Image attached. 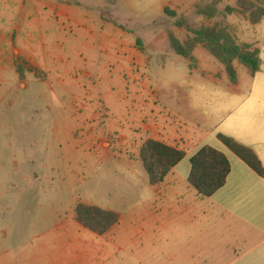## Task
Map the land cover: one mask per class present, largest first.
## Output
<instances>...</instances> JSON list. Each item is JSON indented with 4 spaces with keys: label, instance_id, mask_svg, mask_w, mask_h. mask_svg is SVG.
I'll use <instances>...</instances> for the list:
<instances>
[{
    "label": "rangeland",
    "instance_id": "obj_1",
    "mask_svg": "<svg viewBox=\"0 0 264 264\" xmlns=\"http://www.w3.org/2000/svg\"><path fill=\"white\" fill-rule=\"evenodd\" d=\"M159 1L79 0L62 18L34 9L30 20L23 12L0 16V264H18L24 254L34 255L25 264H168L165 241L153 245V186L142 161L132 169L124 156L133 159L147 138L139 130L145 118L157 110L168 120L152 93L167 107L170 93L204 92L190 76L195 66L169 39L142 55L132 49L165 32L155 24ZM248 1L252 9L238 0H205L188 9L181 41L193 37L192 29L211 27L244 45L239 26H252L259 7ZM181 18L161 22L171 28ZM26 21L34 31L30 41L17 29ZM12 26L24 53L17 61L22 77L3 40ZM204 53L211 63L198 52L203 68L219 64ZM91 112L99 121L89 117L94 124L86 129ZM78 203L118 212L123 221L97 235L75 224Z\"/></svg>",
    "mask_w": 264,
    "mask_h": 264
},
{
    "label": "crops",
    "instance_id": "obj_2",
    "mask_svg": "<svg viewBox=\"0 0 264 264\" xmlns=\"http://www.w3.org/2000/svg\"><path fill=\"white\" fill-rule=\"evenodd\" d=\"M78 1L0 0V16L5 17L8 13L15 16V13L23 12V18L30 20L34 9L40 13L45 12L50 17L62 18L66 9ZM204 1L160 0L161 6L155 11L158 19L155 24L161 25L165 32L160 34L156 31L153 42L139 39L138 42L144 47L140 49L135 44L133 51L142 55L147 46L155 49L158 41L166 44V39H169L171 47V35L181 41L179 34L186 29V25L183 28L175 25L168 28V24H162L161 20L167 18L165 10L175 12L177 17H183L186 21L187 10ZM103 11L106 13V10ZM112 21L121 33H129L123 24ZM243 27L239 26L240 42L260 50L261 70L252 75L246 67L236 62L237 83L234 84L230 81L225 65L219 60L218 65L202 67L198 52L209 62L204 52H210L204 43L196 44L192 58L187 60L195 66L191 69L190 76L204 93H170L167 107L158 100L160 93H152V98L164 109L159 107L160 111L168 115V120L157 110L153 112L151 120L145 118L139 130H144L147 138L141 142L139 152L133 159H129L128 155L124 156L129 162V168H135L142 145L149 138L183 149L187 154L162 184L153 186L152 191L153 229L158 232L153 245L165 241L167 251L163 253V257L168 259V264H264V176L251 169L219 137L223 135L235 139L253 150L264 168V19L250 25L247 30ZM17 29L20 30L23 41H30L34 32L30 22H23V26ZM199 29L189 31L193 37L181 43H191L196 37L194 31ZM10 36L8 39L4 36L3 40L10 46L8 59L16 66L24 53L15 40V26L11 27ZM20 84L23 90L27 89L25 81ZM194 91L198 89L194 88ZM89 117L99 121L98 114L91 112L86 121V129L94 124L89 123ZM87 138L95 143V139L89 135ZM205 146L223 152L231 164L226 185L210 198L199 196L189 182L190 160ZM73 220L77 224L76 214ZM122 221L123 216L120 219ZM143 237L147 236L142 235ZM32 256L34 255L24 254L21 261L16 263L25 264V260L30 261ZM8 264L15 262L8 259Z\"/></svg>",
    "mask_w": 264,
    "mask_h": 264
},
{
    "label": "trees",
    "instance_id": "obj_3",
    "mask_svg": "<svg viewBox=\"0 0 264 264\" xmlns=\"http://www.w3.org/2000/svg\"><path fill=\"white\" fill-rule=\"evenodd\" d=\"M240 6L252 9L248 0H238ZM259 4L254 12L253 24L264 19V1L252 0ZM167 16L177 18V14L168 9ZM186 25L185 19L176 21V27L183 28ZM195 38L191 43L183 44L175 36H171V47L176 54L186 59L192 58V52L198 43H204L207 50L221 63L225 65L230 81L237 83V69L235 62L238 61L248 71L255 75L261 70L262 59L260 50L251 45H240L225 29L216 30L211 27H202L195 30ZM18 71L23 76L22 66L17 64ZM220 140L242 161L260 176H264V168L253 150L240 144L235 139L220 135ZM187 154L183 149L169 146L154 139H147L142 145L140 159L149 177L152 186L162 184L173 169L179 165ZM191 172L189 182L202 198L214 196L223 188L231 173V164L227 156L210 146L203 147L190 160ZM119 213L106 210L94 205L78 203L76 206V220L89 231L103 236L108 234L120 223Z\"/></svg>",
    "mask_w": 264,
    "mask_h": 264
}]
</instances>
